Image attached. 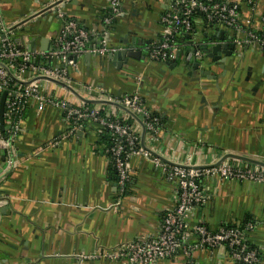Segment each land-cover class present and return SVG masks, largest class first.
I'll use <instances>...</instances> for the list:
<instances>
[{"label":"crops","instance_id":"obj_1","mask_svg":"<svg viewBox=\"0 0 264 264\" xmlns=\"http://www.w3.org/2000/svg\"><path fill=\"white\" fill-rule=\"evenodd\" d=\"M222 1L238 4L241 24L264 35V0ZM53 2L66 19L97 33L119 51L142 52L143 60L129 59L122 65L108 56L85 55L77 59L79 73L70 69V75L110 98L138 93L147 110L161 119L152 148L164 161L180 164L189 159L197 166L231 156L244 166L264 169L239 159L264 163V50L239 48L231 30L197 22L193 34L178 36L177 60L150 61L147 48L159 38L160 19L171 10L173 0H119L122 14L106 35L102 19L108 0H0L5 24L26 22L14 32L20 46L53 49L64 23L57 11L30 19ZM135 38L142 45L134 47ZM218 44L235 48L228 50L231 55L223 51L213 57L200 49L190 51ZM48 92L69 97L52 85ZM90 96L81 97L91 100ZM70 129L63 111L53 107L39 111L31 103L13 144L14 163L0 150V264H80L77 255L156 238L166 212L176 206L177 182L139 156L132 158L131 178L120 194L114 165L105 153L104 130L90 120L82 130ZM201 186L209 200L187 220L188 244L198 243L197 226L216 233L251 221L255 228L249 239L259 252V264H264V184L210 177ZM192 260L233 264L224 248H195ZM185 262L178 252L157 264ZM83 264L126 263L95 259Z\"/></svg>","mask_w":264,"mask_h":264},{"label":"built area","instance_id":"obj_2","mask_svg":"<svg viewBox=\"0 0 264 264\" xmlns=\"http://www.w3.org/2000/svg\"><path fill=\"white\" fill-rule=\"evenodd\" d=\"M51 9L57 11L64 23L60 35L54 40L53 49L46 52L20 46L14 38V32L26 25V22L7 25L0 9V101L2 93H8L4 115L5 134L1 131L0 123V150L8 153L10 164L14 163L13 144L21 131L26 107L36 103L39 111L46 107L63 111L71 122V133L82 130L87 120L108 132L111 145L105 146V153L109 158L111 156L120 194L126 192L131 178V160L136 156L161 168L169 179L178 184L176 206L166 212L161 232L156 238L124 243L114 249L100 248L90 255H77L75 260L80 264L95 259L126 264H157L170 260L181 252L186 257L185 264H194L192 252L195 248H224L233 264H259V253L246 245L247 237L255 228L252 222H247L244 230L222 228L216 233L203 225L197 226L194 229L198 238L195 246L188 244L186 231L187 220L194 209L205 205L209 200L201 186L203 179L217 177L226 182L264 184V169H253L231 159L197 166L191 164L189 159L180 164L164 161L152 148L161 131V119L147 110L138 93L118 99L110 98L99 93L94 86L83 85L70 75V69L76 73L80 71L78 58L85 55L106 57L117 53L119 49L110 45L103 37L97 38V33L66 19L56 2L41 8L30 19L47 14ZM195 13L203 14L204 19L193 21ZM121 14L119 0H108L107 13L102 19L103 35L114 26ZM160 21L161 34L147 48L146 54L150 61L177 60L180 51L178 36L193 34L197 22H202L206 27L215 23L231 30L233 42L239 48L257 47L264 50V35L241 24L238 4L222 0H173L171 10ZM54 82L65 84L81 96H85V93L93 94L89 97L91 100L110 101L123 108L106 104L89 107L72 90ZM48 85L65 91L69 97L49 93ZM103 106L108 108L104 111ZM58 143L55 140L52 144L56 146Z\"/></svg>","mask_w":264,"mask_h":264},{"label":"water","instance_id":"obj_3","mask_svg":"<svg viewBox=\"0 0 264 264\" xmlns=\"http://www.w3.org/2000/svg\"><path fill=\"white\" fill-rule=\"evenodd\" d=\"M132 44L134 45V47L136 45H142V43L140 41H137L136 38L133 40ZM234 45H216L214 46L213 48L211 49H208L207 46H204L203 48H198L196 46H194V49L193 50H190L192 51L193 53H196L199 49L202 50L205 54H208V53H211V57H213V55H217V54H221L223 51H224V54H227V55H231L232 52H229L228 50H234ZM92 56L91 55H86V59H90ZM108 57L113 60V62H118L119 65H122L123 62H127L129 59H136V60H143L144 57L142 56V52L141 51H133V50H124V51H119L115 54H110L108 55ZM201 64H199L200 66ZM50 81V80H49ZM52 82V81H51ZM58 85H61L65 88H68L65 84H62V83H58V82H54ZM70 89V88H68ZM72 90V89H70ZM82 101H84L85 103H88V104H106V105H113V106H117V107H120V108H123L121 105L117 104V103H114V102H110V101H94V100H86V99H83L79 94H77L74 90H72ZM7 95L8 93L5 91L2 93L1 95V101H0V123L2 125V127H4V115H5V103H6V98H7ZM133 117H135L133 115ZM137 120L138 118L135 117ZM144 132H143V137H144ZM233 157V156H232ZM231 156H226L224 157L223 159H221V162H223L224 160H227V159H230ZM236 158H239V157H236ZM243 161H246V162H249V163H253V164H258L262 167H264V163H260V162H255L253 160H250V159H245V158H239Z\"/></svg>","mask_w":264,"mask_h":264},{"label":"trees","instance_id":"obj_4","mask_svg":"<svg viewBox=\"0 0 264 264\" xmlns=\"http://www.w3.org/2000/svg\"><path fill=\"white\" fill-rule=\"evenodd\" d=\"M106 13H107V11H106ZM204 19V15L203 14H200V13H195L194 15H193V18H192V20L194 21H201V20H203ZM215 25H217V24H213V25H211L212 27L213 26H215ZM196 26V25H195ZM210 27V26H209ZM180 35H185V34H180ZM178 42V41H177ZM87 105L89 106V107H93L94 105L93 104H88L87 103ZM108 108V106H103V109H104V111L106 110ZM129 123H132V120H129ZM162 125V124H161ZM6 129V126L5 127H2V133H4L5 134V130ZM104 130V129H103ZM104 133H105V135H104V146H106V147H109L110 145H111V140H110V136H109V134H108V132L106 131V130H104ZM110 159H111V156H110ZM249 221V220H248ZM251 222V221H250ZM253 223V222H252ZM254 224V223H253ZM245 225H246V222L245 223H243V224H241L240 226H235V225H233V226H225V228H236V229H240V230H244L245 229ZM204 226V225H203ZM206 227V226H205ZM246 245L248 246V248L250 249V250H256L257 252H258V250H257V248L251 243V241H250V239H249V236L247 237V242H246ZM259 253V252H258ZM176 255V254H175ZM174 255V256H175ZM259 257H260V255H259Z\"/></svg>","mask_w":264,"mask_h":264}]
</instances>
